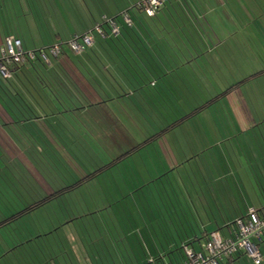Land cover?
<instances>
[{
    "label": "crops",
    "instance_id": "0c3cea01",
    "mask_svg": "<svg viewBox=\"0 0 264 264\" xmlns=\"http://www.w3.org/2000/svg\"><path fill=\"white\" fill-rule=\"evenodd\" d=\"M59 1L67 3L73 12L68 17L69 12L65 16L58 12L57 21L49 22L48 28L57 37L53 36L48 46L32 48L25 42L28 47H24L21 38L15 37V34L5 32V35H1L0 32V51L12 37L21 40L24 49L29 51L51 47L56 44L57 39L69 41L73 36L93 29L101 17H115L122 12L134 10L139 2L135 0L129 8L126 1L131 3L130 0H112L106 12L96 13L90 5L81 2L76 4L79 0ZM89 4L93 5L92 2ZM159 17L163 23L161 25H140L135 28L139 34L137 43L125 40L122 42L120 49L127 55L134 56L128 60L123 58L118 48L105 49L97 39L91 48L93 51L89 49L80 55L65 46L63 55L53 60L49 66L50 74L43 75L47 80L44 79L42 87L36 83L39 80L38 74L31 75L33 70L30 68L28 118L20 119L18 107L8 105L0 98L1 156H10L13 159L10 161L21 159L26 162L36 184L50 196L58 190L50 186L38 169L39 156L47 157L43 169L49 175L58 171V163H64L73 172L83 176L86 173L69 149V146L77 144L75 138H80V133L75 132L72 127L81 125L80 119L89 120V123L81 126L90 132L92 140H100L106 148L105 155L109 163L123 155L125 157L132 148L144 142L138 144L133 140L138 134L134 136L131 131L140 134L143 131L149 132L150 135L144 133L143 139L146 140L160 132L166 123L178 120L180 115L190 113L232 85L263 72L150 144L154 146L159 158L156 162L163 164L162 169H158L156 164L146 166L148 162L155 163V156L147 155L143 159V153H140L139 168L144 164V171L141 170L138 176L133 172V175L135 178H146L144 184L131 187L125 183L119 187L118 183H111V193L120 194L117 198L119 201L129 199L140 217H136V229L130 231L128 236L131 238L139 230L144 234L143 240H137L142 252L139 254L141 260L134 255L135 262L131 264H147L157 257L165 258L168 264H182L178 258L179 255L183 258V252L179 249L182 247L181 242L198 251L202 249L204 241L190 244L195 240L194 233L203 236L206 232L220 231L222 235L230 237L227 227L231 223L225 214H222L224 224L221 226L220 222L211 220L209 216L207 221L201 214L197 217L195 204L198 203L201 207L206 204L208 208L211 202L217 209L219 201L218 209H222L220 205L223 197L220 195H224L223 191L226 192V184L221 187L220 181L227 177L226 168L235 179H240L245 189V185L250 183L254 186L252 182L245 181L251 178L249 172H261L264 178V58L257 54L262 52L264 57V0H179L163 7ZM231 50L235 55L242 51L241 54L248 57L250 64L259 70L239 78L235 70L238 63L233 61L236 58H232V54L228 52ZM128 62H133V66ZM63 69L73 80L70 81ZM14 83L15 91H24L19 79H14ZM46 86L51 87L55 94L50 93ZM70 99L74 103L69 102ZM22 110H25L23 106ZM20 126L30 127V140L26 135L20 137L16 132ZM70 130L75 134H69ZM29 141L30 149H27ZM226 145L231 147L223 148ZM35 146L39 148L35 149ZM134 155H128L107 172L114 171L126 162L133 168L130 162L135 160L136 157L132 159ZM230 157L235 163L233 168L229 164ZM195 163L199 169L200 163H203L204 174L216 182L213 185L218 188L213 193L218 192L217 199L210 201V195L208 202H205L198 195L196 201L195 194L199 193L196 185L199 188L201 182L207 193L208 183L201 180L204 175H198L195 182L193 173L182 171ZM216 170L219 173L223 170L222 176L221 173L215 175ZM127 177L132 176L128 174ZM174 179L180 190L175 187ZM113 183L119 186L116 187ZM209 184L211 186V182ZM257 186L263 187L262 183ZM239 191L241 202L248 209L246 214L250 209H260L264 205V190L254 189L257 198L251 204L241 194V189ZM231 203L237 206L239 204L238 200H231ZM201 207L198 208L204 209ZM180 209L186 213L185 217L180 215ZM246 216H237L235 220ZM78 220L74 218L69 222H61L59 219L58 226L49 228L48 232L52 233L50 236L53 238L54 235H59L62 227L70 226ZM73 236L78 238L77 234ZM128 236L125 235L127 238ZM48 239L51 240L50 237ZM50 240L48 244L52 248ZM70 244L68 242V246L63 247L65 255L67 248H74ZM58 248L61 249L60 246ZM129 248L134 249L133 243ZM262 253L264 264V252ZM234 264L255 263L246 258L236 260Z\"/></svg>",
    "mask_w": 264,
    "mask_h": 264
},
{
    "label": "rangeland",
    "instance_id": "374dc122",
    "mask_svg": "<svg viewBox=\"0 0 264 264\" xmlns=\"http://www.w3.org/2000/svg\"><path fill=\"white\" fill-rule=\"evenodd\" d=\"M84 1L79 0L76 4L81 2L82 4H87L88 6L90 5L93 7L92 10L96 11V13L101 11L106 12L112 4V0ZM134 1L135 0H130L131 3L126 1L129 8ZM89 2H92L93 5L89 4ZM71 11L73 12L67 3L59 0H0V32L1 35H5V32L15 34V37L21 38L24 43V47H28L25 42L32 48L38 46L39 48L48 46L53 40V34L50 31L51 28H48L49 22L57 21L56 14L58 12H61L64 16L67 12H69L67 14L68 17ZM228 52L232 54V58H236L233 61L238 63L235 70L237 71L239 78L241 76L253 74L256 70H259V68L250 64L251 61L248 60V57L241 54L242 51H240V53L237 51L239 55H235V52L232 50ZM257 54L264 58L262 52H258ZM263 68L264 67H262V69ZM20 76H23V74L21 73ZM22 79V88L24 91H20L19 97H11L10 94L9 96H6L7 94L5 92L0 96L4 103L10 106L19 108H22L23 106V108H25L23 113L18 114L20 119H23V117L28 118L30 116V75L23 76ZM13 82L14 79L10 80L11 84ZM80 120V123H82L81 125L89 123V120ZM81 125L76 124L75 126H72L74 127L75 132L80 133V140L75 138L78 145L69 146V149L72 151L77 162L83 167L86 174H88L97 170L98 167L107 164L108 159L105 155L107 154L105 152L106 148L101 144L100 140H92L90 132L88 133ZM16 132L20 135V137H24V135H26V137L30 140V127L20 126ZM71 133L73 132H69V134ZM130 133L134 136L138 134V136L133 139L136 140L138 144L145 141V139H143L145 136L144 133L149 134V132L146 133V131H143L141 134L136 131H131ZM28 145V148L25 146L23 147L30 149V141ZM227 146L228 145L223 148L227 149ZM34 148L37 149L39 147L35 146ZM140 153H143V159H146L147 155L155 156V158H153L155 163L148 162L146 163V166L151 167L153 164H156L158 169H162L163 164L156 162L159 158H157L158 156L154 150V146L149 145L147 149H144L132 156V159H134L133 157H136L135 160L130 162L133 168H131L129 163L127 164L126 162L112 172L109 171L107 173H103L99 177L83 185L80 189L63 196L52 204H48L47 206L36 210L34 213L26 216L23 220L12 225L10 228L2 230L0 232V239H7L8 236H17L25 240L30 236V233L34 232V230L35 232L37 231L43 234L48 232L49 228L58 226L59 219H61V222L62 220H68L69 222L74 218H78L79 220L72 223L70 226L67 225L66 227H62L63 229H66L65 232H62V229L60 230L61 232L59 235H54L53 238L50 236V242H52L51 244L53 247H50V251H47L49 252V255H54L56 257L54 259V264H131L132 262H135V259L133 258L134 255L139 256L141 252L138 248L139 245L137 240H143L144 234H142L141 230H139V233L136 232L130 238L128 233L133 229H136L135 222L138 220L136 217L140 218L139 213L138 215L136 214L138 210L132 208L133 204L129 199H122L121 201L117 200V198L121 195L112 194L110 188L112 182L120 185L119 186L113 183L116 187L124 186L125 183L126 186L130 185L131 187L139 186L140 184L145 183V177V179H140L135 178L133 175L134 172L138 176L139 172L143 170L142 168L145 167L144 164H141V167L139 168L138 161ZM10 160H13L10 156H1L0 154V219L11 216L19 210L24 209L32 203V200L37 201L49 196V193L43 189L41 190V186L36 184L35 178L30 171V166H28L26 162L21 159H19L20 161ZM45 160H48L45 155L39 156L37 167L41 170L50 186L56 190L73 184L83 176L78 174L76 171L73 172V169L64 163H58V167H56L58 171H55V173L53 172V175H49L48 172L43 169V166H45ZM230 161V167H235L232 157H230ZM194 165L192 167L189 166L188 168L185 167L182 171L184 173H193L195 176V182L198 179V175H204V178L201 177V180L203 179L205 184L208 183L206 187V190L208 191L207 193L204 192L201 182L199 188L198 185H196V188L199 189V193L195 194L196 201L198 195L205 202H208V196L210 195V201L211 199H217L218 192L213 193V190H216V187L218 188V186L213 185L216 183L214 179H209L208 176L204 174L205 170L202 167L203 163H200V169L196 166L197 163ZM249 165L251 166L252 164L249 163ZM151 169L153 168H150V170ZM226 171V179L220 181L221 187H223V184H226V192L223 191L224 195H220L223 197L220 205L222 209H218L219 201L216 204L217 209L215 208V204H211V202L208 204L209 209L206 207V204H202L204 209H199L198 207H201V205L198 203L195 204V213L197 217L198 214H201V217L207 221L209 216L211 220L216 219L220 222L221 226L224 224L222 214L226 215V217L230 220L229 223L231 224L237 216L247 215L246 213L248 209H246L244 204L241 202L239 189H241V194L246 198L249 204L257 198V193H254V189L257 191L264 190V178L262 177L261 172H249L251 178H247L245 181L252 182L254 186L250 183L248 186L245 185V189L242 187L239 178L235 179L233 175H230L229 169L226 168ZM118 172H120V174H117ZM222 172L223 170H220L221 176ZM220 173L218 170L215 171V175H219ZM244 173L246 174L245 171ZM128 174L132 177H127ZM113 175L115 177H112ZM174 181L176 183L175 187H178L180 190L177 180L174 179ZM245 181L243 182L244 184L246 183ZM210 182L211 186L209 184ZM259 183H262V188L257 186ZM210 191L212 192L210 193ZM231 200H238V206L234 205V202L231 203ZM234 207L236 208L234 209ZM141 211L143 214L145 213V211ZM180 212V215L184 217L186 216L184 210L180 209ZM48 223L50 225H48ZM144 229L145 228L143 227L142 230ZM75 234H77L78 238L73 236ZM218 234H221V232L219 231ZM125 235H127L128 238L125 237ZM45 242L49 243V239H46ZM45 242H38L40 249L43 247ZM68 242L71 243L70 246L73 244L74 248L72 250L70 247L69 249L67 248L68 252L65 255L66 251L63 247L68 246ZM131 243H133L134 249L129 248ZM2 244H5L4 241ZM59 246L61 249L58 248ZM0 247L2 246L0 245ZM20 249L21 250L18 253L15 252V255L11 254L10 258H6L1 261L0 264H17L18 260H20L22 264L27 263L29 261L28 257H30L29 245ZM262 251L264 252V247H262ZM43 252L44 256L45 253L49 256L45 250H43ZM178 258L179 260L184 261L182 260L183 258L181 255H179ZM139 260H141L140 256ZM34 263L35 261L32 260L31 264Z\"/></svg>",
    "mask_w": 264,
    "mask_h": 264
},
{
    "label": "trees",
    "instance_id": "16d2710c",
    "mask_svg": "<svg viewBox=\"0 0 264 264\" xmlns=\"http://www.w3.org/2000/svg\"><path fill=\"white\" fill-rule=\"evenodd\" d=\"M174 1L178 2L179 0H168L167 3L163 7L167 6L168 3H171V2H174ZM161 9H160V11H161ZM128 12L130 13L131 19L133 21L132 26H128L123 21V19H122V13L123 12H122V13H120L119 15H117L115 17H108V18H114L117 21V23H118V25L120 27V34L119 35L111 34L110 28L108 27V25L105 24L103 26L104 32H105V37L97 36V38H96V40L99 39L100 43L102 44V47L105 48V49H107V48H110V49L118 48L120 54L126 60H128L129 57H134V56L133 55H131V56L127 55L128 53H125L120 48H121L122 42L124 40L125 41H133L134 43H137V41H139V39H138L139 34H138L137 30H135V28H138V26H140V25L142 27H146V26H155V25L163 24L162 21L160 20L159 13L155 17L150 18L145 13H143L140 9H138L137 5L134 7V10L131 9V10H128ZM103 17H107V16H103ZM103 17H101L99 22H96L95 26L97 24H100V23L103 22ZM94 27H93V29H94ZM93 29H91V30H93ZM53 36L57 37V34H55ZM58 36H60V35H58ZM63 38H65V37H63ZM128 38L130 40H127ZM57 40L58 41L56 42V44L57 43H61V55H63L65 46L69 48V46L67 44L68 40H61V39H57ZM48 48H50V47H48ZM40 50H44V49H39V50H36V51L39 52ZM90 51H93V50H91V48H90ZM125 51L127 52V50H125ZM60 56L57 57V58H51V64H52L53 60L59 59ZM132 63L133 62H128L129 65L133 66ZM51 64L45 63L44 60L41 57L38 56L37 59L35 61H33V62H28V63H25L24 65H21V66L12 67V75L13 76L10 79H6V78H4V77H2L0 75V96H1V94H3L5 92L7 94L6 96H9V94H10L11 97H19V94H20L19 91H15L14 90L15 89V83L13 82L11 84L10 80H12L13 78L14 79L17 78V79H19L20 83L23 86L22 77L26 76V75H30V68L33 70L32 71L33 74L31 73V75H34L36 73L38 74L39 80L36 83H37L38 86L42 87V83L44 84V81H45L44 79L47 80V77H46L47 75L46 74H50V72H51L49 70L50 69L49 66H51ZM64 72H66V71L64 70ZM21 73L23 74V76H20ZM261 73H263V72H261ZM261 73L254 74V75L250 76L249 78L241 81L240 83H236V84L232 85L227 90L222 91L220 94L208 99L205 103H203L201 106L196 107L190 113L185 114V115H180L178 120L166 123L165 127L163 129H161L160 132L155 133L154 135H151L143 143L139 144L137 147L132 148L125 155V157H127L128 155H133V154H136V153L140 152L141 150H143L144 148H146L147 146L152 144L154 141H156V140L162 138L163 136H165L171 130L175 129L176 127H179V126L183 125L188 120L194 118L195 116H197L198 114H200L204 110H206L209 107H211L214 104H216L218 101L223 99L226 95H228L232 90L240 87L242 84L247 82L249 79L258 76ZM44 74L46 76H43ZM67 76L70 79V81L73 80L68 73H67ZM46 89L48 91H50V93L55 94L51 87L46 86ZM68 100H69V98H68ZM102 100L104 101V99H102ZM69 102H73L74 103V100L70 99ZM18 109H19V111L21 113H23L22 108L18 107ZM151 117L153 118V116H151ZM23 118H25V117H23ZM125 157L123 155V156L119 157L118 159H116L114 161H111V162H109V163H107L105 165H102V166L98 167L97 170H95L93 172H90L88 174L85 173V175L83 177H81V179L77 180L76 182H74L73 184H71L69 186L67 185V186L59 189L53 195L44 197L43 199L37 200V201H33L32 200V203H30L29 206H26L24 209L19 210L18 212L12 214L11 216L4 217V218L0 219V232L2 230H6V229L10 228L12 225H14V224L18 223L19 221L23 220L26 216L31 215L36 210H39V209L47 206L48 204H51L54 200L62 198L63 196L68 195V194L76 191L77 188L85 185L86 183H88L91 180H94L95 178L99 177L103 173H106L110 168H112V167L118 165L119 163H121L122 160ZM235 226H236L235 222H234V224L228 225L227 228L230 230V233L235 229ZM50 235H52V233H50V232L41 234V233H39L37 231L35 232V230H34V232L30 233V236L28 238H26L25 240H23V238H20V237H17V236H15V237H12V236L9 237L8 236L7 239H5V238L0 239V242H1L0 245L2 246V247H0V262L5 260L6 258L7 259L10 258L11 254L15 255V252L18 253L21 250L20 248L29 245L30 257H28L29 261L27 263H25V264H31L32 260L35 261L34 264H54V259L56 257L54 255H52V256L49 255L48 251H50L49 250L50 247H49L48 242H45V240L48 239L50 237ZM202 235L203 236H199L197 233H194L193 236H194L195 240H194L193 243H190V244L193 245V244H195L197 242L204 241L202 249L200 251H203V249H204L203 247H204L205 242L208 240L209 232L203 233ZM3 241H4L5 244H2ZM40 241L45 242V244H46V245L44 244L43 247H41V249L38 246V242H40ZM255 242H256L257 247H260L259 250L262 253L261 246L264 245V237L260 241H255ZM181 244H182V247H180L179 249L183 252V245H188V244H185L183 242H181ZM188 246L191 247V245H188ZM43 250H45V252H47L49 256H47L46 253H45V256H44ZM196 251H198V250H196ZM262 255H263V253H262ZM246 258H247L246 255L244 253L240 252V253L232 255L231 257H229L227 259H223L222 264H234V262L236 260L240 261L241 259L245 260ZM183 260H184V253H183ZM17 264H22V262L20 260H18ZM147 264H168V263L166 262L165 258L157 257V258H154L152 260V262L150 261ZM170 264H173V263H170Z\"/></svg>",
    "mask_w": 264,
    "mask_h": 264
},
{
    "label": "built area",
    "instance_id": "2783aa9c",
    "mask_svg": "<svg viewBox=\"0 0 264 264\" xmlns=\"http://www.w3.org/2000/svg\"><path fill=\"white\" fill-rule=\"evenodd\" d=\"M168 0H140L137 8L148 17H155ZM123 21L132 26L130 13H122ZM108 25L111 34L119 35L120 27L114 18L103 17V22L97 24L93 30L81 35L73 36L68 42L69 49L75 54H83L96 43L97 36L105 37L104 25ZM61 55V43L50 48L38 51H29L23 48L20 40L9 38L4 48L0 51V75L10 79L12 67L21 66L33 62L41 57L45 63L51 64V58ZM235 229L231 236L218 234L219 231L209 233L208 240L204 244L203 251H196L188 245H183L184 261L182 264H222L234 254L244 253L255 264H262V254L255 241L264 237V206L260 209H250L244 218L235 221ZM152 262V261H151Z\"/></svg>",
    "mask_w": 264,
    "mask_h": 264
}]
</instances>
